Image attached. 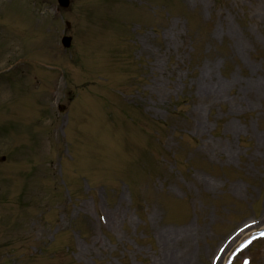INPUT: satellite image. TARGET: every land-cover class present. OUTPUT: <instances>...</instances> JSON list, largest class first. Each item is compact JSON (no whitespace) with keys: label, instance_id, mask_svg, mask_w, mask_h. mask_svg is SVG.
<instances>
[{"label":"rangeland","instance_id":"374dc122","mask_svg":"<svg viewBox=\"0 0 264 264\" xmlns=\"http://www.w3.org/2000/svg\"><path fill=\"white\" fill-rule=\"evenodd\" d=\"M57 7L0 0V264H220L264 224V0Z\"/></svg>","mask_w":264,"mask_h":264},{"label":"bare ground","instance_id":"6f19581e","mask_svg":"<svg viewBox=\"0 0 264 264\" xmlns=\"http://www.w3.org/2000/svg\"><path fill=\"white\" fill-rule=\"evenodd\" d=\"M261 218L264 219V210L262 211ZM184 264H196V262L193 261L192 255H188L185 259Z\"/></svg>","mask_w":264,"mask_h":264},{"label":"water","instance_id":"95a60500","mask_svg":"<svg viewBox=\"0 0 264 264\" xmlns=\"http://www.w3.org/2000/svg\"><path fill=\"white\" fill-rule=\"evenodd\" d=\"M62 2L64 3V0Z\"/></svg>","mask_w":264,"mask_h":264}]
</instances>
